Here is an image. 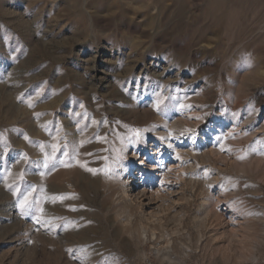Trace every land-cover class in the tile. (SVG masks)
Returning a JSON list of instances; mask_svg holds the SVG:
<instances>
[{
    "label": "rangeland",
    "instance_id": "rangeland-1",
    "mask_svg": "<svg viewBox=\"0 0 264 264\" xmlns=\"http://www.w3.org/2000/svg\"><path fill=\"white\" fill-rule=\"evenodd\" d=\"M157 114L231 166L197 155L190 204L144 244L102 175L131 137L157 139ZM172 156L150 164L153 192ZM154 245L180 264H264V0H0V264H166Z\"/></svg>",
    "mask_w": 264,
    "mask_h": 264
},
{
    "label": "bare ground",
    "instance_id": "bare-ground-1",
    "mask_svg": "<svg viewBox=\"0 0 264 264\" xmlns=\"http://www.w3.org/2000/svg\"><path fill=\"white\" fill-rule=\"evenodd\" d=\"M154 108H156L155 102L150 104L148 102L145 104L138 103L133 111L138 113L146 110L145 113H152L155 112ZM155 116L157 117V124H161L163 128L160 131L154 130L157 139H149L145 135H140L141 148H138L134 143L135 141H132L133 137H131L129 143L123 145L121 149L124 161H117L102 175L104 179L103 195L110 199L114 195L116 196L115 200L119 209L114 217L118 221L119 227L123 230L132 231L134 213H138L141 223L138 229L131 233H135L134 237L144 244L155 240V228L151 227V224H156L161 228L162 218L176 209L178 202L184 201L186 205L190 204V193L195 188L193 160L197 155L204 159L215 156L224 165V168L231 166L229 160L227 161L222 154L223 146L219 144L215 147L212 144L207 147L209 144L205 135L191 131L190 126L192 124L189 121L178 119L169 124V121L162 114ZM192 116V114L189 115L188 119ZM45 121L48 126L53 123L50 116ZM70 127V124L59 127V133H63L61 134L63 138H67V135L70 134ZM177 128H182L184 134L179 136L176 131ZM208 128L207 133L214 131V126ZM167 155H173L177 173H175L174 180L168 182L162 190L153 192L151 190L152 182H147L148 178L150 181L153 180L149 171L155 169L150 167V164L155 161L156 156V158H163ZM181 198L183 201L180 200ZM163 240L166 241L167 246H170L171 242L166 237H163ZM153 249L166 264H180L179 262H172L170 254L166 250H161L157 245H154Z\"/></svg>",
    "mask_w": 264,
    "mask_h": 264
},
{
    "label": "snow or ice",
    "instance_id": "snow-or-ice-1",
    "mask_svg": "<svg viewBox=\"0 0 264 264\" xmlns=\"http://www.w3.org/2000/svg\"><path fill=\"white\" fill-rule=\"evenodd\" d=\"M89 171H92L91 169H89ZM27 204V196H25L24 200L21 202V207H25V205Z\"/></svg>",
    "mask_w": 264,
    "mask_h": 264
}]
</instances>
